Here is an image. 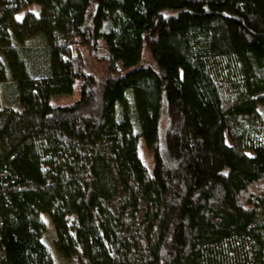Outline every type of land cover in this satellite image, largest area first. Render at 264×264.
I'll list each match as a JSON object with an SVG mask.
<instances>
[{
  "label": "trees",
  "instance_id": "trees-1",
  "mask_svg": "<svg viewBox=\"0 0 264 264\" xmlns=\"http://www.w3.org/2000/svg\"><path fill=\"white\" fill-rule=\"evenodd\" d=\"M0 264H264V0H0Z\"/></svg>",
  "mask_w": 264,
  "mask_h": 264
},
{
  "label": "rangeland",
  "instance_id": "rangeland-1",
  "mask_svg": "<svg viewBox=\"0 0 264 264\" xmlns=\"http://www.w3.org/2000/svg\"><path fill=\"white\" fill-rule=\"evenodd\" d=\"M38 8H39L38 5L33 4V5H31L30 7L26 8V9H22V10H20L19 12H17V13L15 14V17H16L17 19H20V18L24 15V13H25L27 10H29V11H37ZM62 97H63V98H62ZM74 97H75V92L72 93L71 95H64V96L53 97L51 100L59 99V100H61V101H63V102H67V101H69V100H72ZM60 98H61V99H60ZM225 140H226V142H229L227 136L225 137Z\"/></svg>",
  "mask_w": 264,
  "mask_h": 264
}]
</instances>
